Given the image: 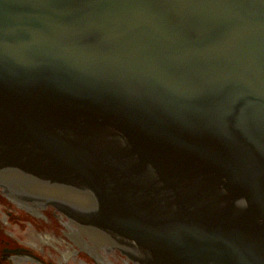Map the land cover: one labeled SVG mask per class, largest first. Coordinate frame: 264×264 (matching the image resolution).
Returning a JSON list of instances; mask_svg holds the SVG:
<instances>
[{
  "label": "water",
  "instance_id": "water-1",
  "mask_svg": "<svg viewBox=\"0 0 264 264\" xmlns=\"http://www.w3.org/2000/svg\"><path fill=\"white\" fill-rule=\"evenodd\" d=\"M0 182L137 264H264V0H0Z\"/></svg>",
  "mask_w": 264,
  "mask_h": 264
},
{
  "label": "flooded vegetation",
  "instance_id": "flooded-vegetation-1",
  "mask_svg": "<svg viewBox=\"0 0 264 264\" xmlns=\"http://www.w3.org/2000/svg\"><path fill=\"white\" fill-rule=\"evenodd\" d=\"M13 204L16 205L17 207H20L19 204L15 201L9 198L3 190L0 188V205L1 204ZM9 207V206H7ZM10 208V207H9ZM24 212H26L30 218L36 219V220H45L47 222H50L49 219H53L54 221H57L61 226H63V232H65L64 227H67L65 222L63 221H58L57 219V213L55 211H47V214L45 215L44 212H40V214L35 213L30 211L28 208L23 207ZM30 213H29V212ZM3 212V211H1ZM3 215L5 218L8 219H21L20 216H17L13 214L10 210H6L3 212ZM0 215V219H1ZM5 221L1 222L0 220V264H67L64 263L61 260V255L57 253V249H55L56 252L52 253H45V250L48 248H45L42 243L39 242L38 235H36L37 230L35 229V232L32 231V236H27L28 233L26 234V237L20 236V232H12L9 228L7 229V225L10 222ZM32 221L29 222L28 224L32 225ZM20 226V225H17ZM34 226V225H33ZM29 228L28 230H30ZM18 231V230H17ZM66 233V232H65ZM110 256H105V257H110V259L115 263V264H123V259L122 257H119V255L115 254H109ZM80 257V254L78 255ZM85 256L88 258L87 260L83 259L80 257V259L76 260L77 262L79 261L80 264H101L99 262L98 258L92 254L87 252ZM90 257L92 258V261L90 260ZM84 260V261H83ZM110 264V263H109Z\"/></svg>",
  "mask_w": 264,
  "mask_h": 264
},
{
  "label": "rangeland",
  "instance_id": "rangeland-1",
  "mask_svg": "<svg viewBox=\"0 0 264 264\" xmlns=\"http://www.w3.org/2000/svg\"><path fill=\"white\" fill-rule=\"evenodd\" d=\"M1 211L4 212V210L0 209V215L2 216L0 220H2L1 222L3 223L6 218L4 217L3 212H1Z\"/></svg>",
  "mask_w": 264,
  "mask_h": 264
}]
</instances>
